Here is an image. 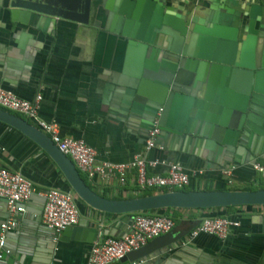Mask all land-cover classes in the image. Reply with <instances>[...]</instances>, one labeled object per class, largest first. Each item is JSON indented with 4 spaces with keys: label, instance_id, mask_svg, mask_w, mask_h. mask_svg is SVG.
<instances>
[{
    "label": "crops",
    "instance_id": "obj_1",
    "mask_svg": "<svg viewBox=\"0 0 264 264\" xmlns=\"http://www.w3.org/2000/svg\"><path fill=\"white\" fill-rule=\"evenodd\" d=\"M0 87L25 100L39 95L38 118L60 137L83 140L96 161L139 154L157 161L152 174L164 175L167 163L199 172L187 188L254 189L260 178L251 165L264 163V0H0ZM159 106L156 146L144 150ZM0 167L38 191L71 192L50 157L1 122ZM222 169L231 170L229 184ZM79 175L105 199L143 191L132 170L122 186ZM75 203L77 223L53 242L40 222L42 199L30 196L5 234L9 256L0 264H86L93 242L127 231L132 214L107 217ZM168 213L173 233L219 214L239 225L223 239L198 235L184 243L186 234L134 262L264 264V206ZM5 218L0 199V223Z\"/></svg>",
    "mask_w": 264,
    "mask_h": 264
},
{
    "label": "built area",
    "instance_id": "obj_2",
    "mask_svg": "<svg viewBox=\"0 0 264 264\" xmlns=\"http://www.w3.org/2000/svg\"><path fill=\"white\" fill-rule=\"evenodd\" d=\"M40 96L36 95L32 100L17 97L9 90L0 87V109L22 116L34 127L48 137L55 148L67 157L78 173L87 179L114 178L119 185H123L127 171L134 172L135 186L140 190L165 189L175 191L188 186L189 175L195 176L199 172L185 173L178 163H167L164 175L152 174L148 169L153 168L157 161H145L137 154L130 160L120 163L108 161H96L95 151L87 146L81 139L60 137L56 127L52 123H46L38 118L37 109ZM161 109L155 112V116L146 130L144 150L156 146L155 139L159 134L157 126ZM260 180L264 182V163L254 162L251 165ZM221 174L226 183L231 182V170L222 169ZM31 195L43 200L40 212V222L52 232V241L56 242L60 232L74 226L78 221V210L74 195L69 191L50 189L38 191L29 181L19 173L0 167V198L5 200L7 217L0 223V262L2 257L9 254L5 248V234L16 226L15 216L23 212V205ZM236 219L225 215H215L202 219L184 237V243L198 235H208L217 239H223L232 228L238 227ZM173 228V221L164 215L134 213L130 219L127 231L119 238L106 237L92 243L88 250L86 264H110L118 261L129 252L138 249L148 241L169 232ZM131 264H139V261Z\"/></svg>",
    "mask_w": 264,
    "mask_h": 264
},
{
    "label": "water",
    "instance_id": "obj_3",
    "mask_svg": "<svg viewBox=\"0 0 264 264\" xmlns=\"http://www.w3.org/2000/svg\"><path fill=\"white\" fill-rule=\"evenodd\" d=\"M170 51L174 53L179 52L177 49H170ZM158 109H161L157 121V126L160 132L161 130L159 120L162 113V108L160 106L155 109L153 116L149 121L148 127L150 126V122L154 118L155 112ZM0 122L17 130L25 137L30 139L33 143H35L38 147H40L54 162L74 197L88 208L101 213H107L111 215L123 214L125 216H129L130 214L147 212L151 210H207L215 208H226L229 206L264 205V189L253 191H166L131 199H105L90 190V188L81 179L72 162L63 154H61L51 143L48 137L40 132L32 124H29L26 120H23L2 109H0ZM1 200L4 201L5 204V200ZM192 227L188 228L183 233H173L170 230L163 235L153 238L143 246H140L138 249L129 252L121 259H119V261L132 263L164 247H168L178 240H182ZM8 256L9 254L3 256L2 261H4L5 257Z\"/></svg>",
    "mask_w": 264,
    "mask_h": 264
},
{
    "label": "trees",
    "instance_id": "obj_4",
    "mask_svg": "<svg viewBox=\"0 0 264 264\" xmlns=\"http://www.w3.org/2000/svg\"><path fill=\"white\" fill-rule=\"evenodd\" d=\"M9 113H12V112H9ZM12 114H14L15 116H19L16 113H12ZM83 182H84V180H83ZM258 189H264V182L261 181V180H259L258 186L256 188H254V189H246L245 191H253V190H258ZM189 190L198 191L199 189L197 187H190V188L184 187V188H181V189H176L175 191H184V192H186V191H189ZM201 190L211 191V188L209 186H206V187L202 188ZM226 190H228V189H226ZM166 191L167 190H165V189H145V190L141 191V193L138 196H147V195L155 194V193H158V192H166ZM77 201L80 202L79 200H77ZM230 207H234V206H229L228 208H230ZM215 209H218V208H215ZM169 210L170 209L157 210V211L161 212L160 215L167 216L173 221V216H171L170 213H168ZM143 213L154 214V211L151 210V211H147V212H143ZM104 215L107 216V217L112 216L111 214H107V213H104Z\"/></svg>",
    "mask_w": 264,
    "mask_h": 264
}]
</instances>
